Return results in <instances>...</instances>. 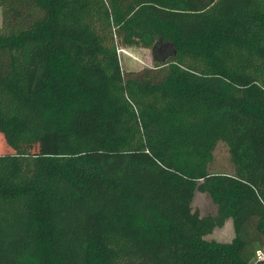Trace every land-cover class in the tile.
Returning a JSON list of instances; mask_svg holds the SVG:
<instances>
[{
    "label": "trees",
    "instance_id": "obj_1",
    "mask_svg": "<svg viewBox=\"0 0 264 264\" xmlns=\"http://www.w3.org/2000/svg\"><path fill=\"white\" fill-rule=\"evenodd\" d=\"M0 264H251L264 249V0H0ZM153 67L125 72L119 50ZM220 143L234 172L210 170ZM197 192L216 215L194 210ZM233 220L230 243L208 241Z\"/></svg>",
    "mask_w": 264,
    "mask_h": 264
},
{
    "label": "rangeland",
    "instance_id": "obj_2",
    "mask_svg": "<svg viewBox=\"0 0 264 264\" xmlns=\"http://www.w3.org/2000/svg\"><path fill=\"white\" fill-rule=\"evenodd\" d=\"M3 23V11L0 7V27ZM126 51L120 50L121 66L125 72H140L144 69L152 68V53L145 48H125ZM5 139L0 134V155L9 153L10 150L6 146ZM210 170L213 174H227L234 172L229 149L226 144L220 143L214 153V160ZM194 210H198L202 216L216 215L217 205L207 194L197 192L194 200ZM235 237L233 220H228L223 228H217L206 237L208 241H217L220 243H230Z\"/></svg>",
    "mask_w": 264,
    "mask_h": 264
},
{
    "label": "built area",
    "instance_id": "obj_3",
    "mask_svg": "<svg viewBox=\"0 0 264 264\" xmlns=\"http://www.w3.org/2000/svg\"><path fill=\"white\" fill-rule=\"evenodd\" d=\"M120 50H119V54H120ZM122 51L126 53L124 49H122ZM251 264H264V249H259L256 251V254Z\"/></svg>",
    "mask_w": 264,
    "mask_h": 264
}]
</instances>
